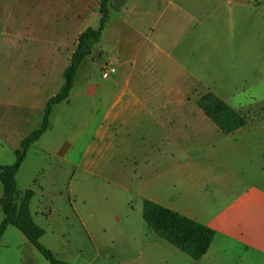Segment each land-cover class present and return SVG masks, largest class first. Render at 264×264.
Instances as JSON below:
<instances>
[{
	"label": "crops",
	"instance_id": "obj_1",
	"mask_svg": "<svg viewBox=\"0 0 264 264\" xmlns=\"http://www.w3.org/2000/svg\"><path fill=\"white\" fill-rule=\"evenodd\" d=\"M117 1L97 43L102 63L112 64L115 73L94 83L90 80L85 90L92 138L107 150L101 154L107 173L113 176L116 171L114 182L109 175L103 180L115 186L116 201H135L137 213L135 218L131 211L116 217L118 231L104 235V212L85 196L72 195L68 205L75 219L92 244L116 243L132 252L122 264H264V121L260 116L245 118L243 127L224 134L198 107L193 95L202 82L194 47L204 22L202 0ZM99 2L36 3L54 11L51 20L57 22L50 25L89 27L90 18H100ZM74 150L68 145L54 153L73 165ZM91 151L93 146L75 168L91 166ZM52 182L51 176L41 185ZM26 189L34 191L29 209L41 227L37 219L48 210L45 198L39 205L41 190L33 183ZM144 201L212 230L207 253L194 260L156 235L143 219ZM7 241L36 255L13 226L6 228L0 246Z\"/></svg>",
	"mask_w": 264,
	"mask_h": 264
},
{
	"label": "rangeland",
	"instance_id": "obj_2",
	"mask_svg": "<svg viewBox=\"0 0 264 264\" xmlns=\"http://www.w3.org/2000/svg\"><path fill=\"white\" fill-rule=\"evenodd\" d=\"M36 2L0 0V165L12 164L20 141L39 127L47 101L63 87L78 36L88 28L55 25L57 20H51L54 11L38 7ZM202 4L204 22L194 47L202 83L193 96L212 92L244 118L260 116L264 121V0H202ZM98 20L90 18L89 27L96 29ZM97 43L79 66L67 101L53 106L49 129L28 149L16 176L20 190L32 183L41 190L39 205L45 198L49 210L37 219L45 231L41 243L57 260L68 264H122L132 256L121 244H92L68 205L72 195L90 199L95 209L104 212V235L111 229L118 231L116 217L131 211L135 218L137 213L135 201H116L115 186L104 182L105 175L114 182L116 171L113 176L107 173L103 160L107 150L92 138V111L85 87L90 80H100L105 64ZM68 145L75 149L73 165L54 153ZM92 146L91 166L75 168ZM39 149L46 152L41 154ZM51 176L53 184L43 187L44 179ZM26 190L33 192L32 200L34 191ZM26 250L16 241L2 243L0 264H50L36 250V255Z\"/></svg>",
	"mask_w": 264,
	"mask_h": 264
},
{
	"label": "trees",
	"instance_id": "obj_3",
	"mask_svg": "<svg viewBox=\"0 0 264 264\" xmlns=\"http://www.w3.org/2000/svg\"><path fill=\"white\" fill-rule=\"evenodd\" d=\"M112 8H114V0H100L98 26L96 29L88 27L79 34L76 48L64 73L63 87L47 101L39 127L20 141L12 164L0 165V184L2 186L0 208L3 214V219L0 222V239L6 228L13 226L50 264L68 263L57 260L52 251L40 242L45 231L34 223L30 213L29 204L33 192L26 190L21 195L17 189L16 176L26 158L28 149L49 129L53 106L63 103L69 98L78 68L83 60L90 55L93 44L98 42ZM197 105L224 134H230L245 125V118L212 92L198 96ZM142 216L149 229L156 235L194 260L203 257L212 243L214 237L212 230L153 202H143Z\"/></svg>",
	"mask_w": 264,
	"mask_h": 264
},
{
	"label": "built area",
	"instance_id": "obj_4",
	"mask_svg": "<svg viewBox=\"0 0 264 264\" xmlns=\"http://www.w3.org/2000/svg\"><path fill=\"white\" fill-rule=\"evenodd\" d=\"M101 78L107 79L109 78L113 73H115V68L110 63H105L101 69Z\"/></svg>",
	"mask_w": 264,
	"mask_h": 264
}]
</instances>
